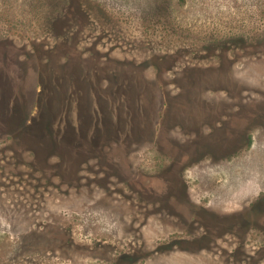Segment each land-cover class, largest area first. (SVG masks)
Here are the masks:
<instances>
[{"label": "rangeland", "instance_id": "1", "mask_svg": "<svg viewBox=\"0 0 264 264\" xmlns=\"http://www.w3.org/2000/svg\"><path fill=\"white\" fill-rule=\"evenodd\" d=\"M261 198L264 0H0V264H264Z\"/></svg>", "mask_w": 264, "mask_h": 264}, {"label": "flooded vegetation", "instance_id": "2", "mask_svg": "<svg viewBox=\"0 0 264 264\" xmlns=\"http://www.w3.org/2000/svg\"><path fill=\"white\" fill-rule=\"evenodd\" d=\"M263 206H264V198L255 200V203L252 204V206H251V211L254 212V210L256 211L255 208H257V211L261 212L260 213L261 215L259 214V217L261 219L255 220V218H253V216L252 217H249L248 215H246L247 220H244L245 224L247 226H249L248 232H251L254 229L256 230V227H257V230L260 232V236L262 238H264V209H263ZM204 220L205 219H203L202 218V215H201L199 217V221H204Z\"/></svg>", "mask_w": 264, "mask_h": 264}]
</instances>
